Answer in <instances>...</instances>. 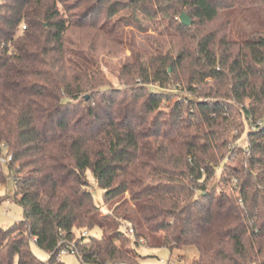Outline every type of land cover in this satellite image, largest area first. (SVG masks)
I'll return each mask as SVG.
<instances>
[{
	"label": "trees",
	"instance_id": "16d2710c",
	"mask_svg": "<svg viewBox=\"0 0 264 264\" xmlns=\"http://www.w3.org/2000/svg\"><path fill=\"white\" fill-rule=\"evenodd\" d=\"M144 22L178 53L139 49ZM126 48L113 86L106 57ZM5 150L0 204L23 218L0 227V264H66L68 246L81 264H139L141 240L264 264V0H1V183Z\"/></svg>",
	"mask_w": 264,
	"mask_h": 264
},
{
	"label": "rangeland",
	"instance_id": "374dc122",
	"mask_svg": "<svg viewBox=\"0 0 264 264\" xmlns=\"http://www.w3.org/2000/svg\"><path fill=\"white\" fill-rule=\"evenodd\" d=\"M1 2V0H0ZM181 20L179 19V22ZM144 28H131L133 30V41L136 43L139 49L152 51L155 46L159 45V42L165 47V53L171 52V54L176 55L178 53V42L174 40V37H169L168 33L174 34V32L170 31L166 28L165 24L163 26H158V30L156 29V23L144 22ZM163 33V34H160ZM126 48L124 52L116 55H110L106 57L108 65L111 69H104L107 79L113 86H121L122 83L119 81L118 71L122 67V65L129 61L131 58V51ZM155 88V87H154ZM246 137L240 143H245ZM5 151L1 155L3 157ZM6 158V156L4 157ZM4 172L6 176V181L4 183L0 182V196H13L15 193V184L14 180L10 175L8 170V166L6 163L3 164ZM89 177L94 184L92 175L89 173ZM93 193L94 202L102 206L103 204V191L97 185H94L91 189ZM23 218V209L19 206L14 200H4L0 204V227L8 228L13 225L16 221H19ZM88 232L89 236L101 237L102 231L99 228H95L92 230L82 229L80 231H76V237H81L84 233ZM132 237L133 233L129 232ZM140 245L137 246V252L142 257H139V264H192L193 258L197 255V249L193 246H188L182 249H173L167 247H148L143 240L140 241ZM32 250L35 255L42 259L46 260L48 258V253L39 249L37 245L32 242L31 243ZM61 261L66 264H81L79 259L75 254H66L60 256Z\"/></svg>",
	"mask_w": 264,
	"mask_h": 264
},
{
	"label": "built area",
	"instance_id": "2783aa9c",
	"mask_svg": "<svg viewBox=\"0 0 264 264\" xmlns=\"http://www.w3.org/2000/svg\"><path fill=\"white\" fill-rule=\"evenodd\" d=\"M25 28V26H24ZM5 155L3 157H1V161L2 163H6L8 164L11 160V157L7 154L6 150H5ZM6 156V158H4ZM86 231V230H85ZM129 232L133 233V229H129ZM84 234L82 236H87L88 235V232H83ZM76 253V250L74 248V246H68V247H64L62 249V251L60 252V256L61 255H66V254H75Z\"/></svg>",
	"mask_w": 264,
	"mask_h": 264
},
{
	"label": "water",
	"instance_id": "95a60500",
	"mask_svg": "<svg viewBox=\"0 0 264 264\" xmlns=\"http://www.w3.org/2000/svg\"><path fill=\"white\" fill-rule=\"evenodd\" d=\"M180 20H181V23H182L183 25H185V26H191V24H192V20H191V18H190L189 15H187L186 13H183V14L181 15ZM87 99H88V97H87Z\"/></svg>",
	"mask_w": 264,
	"mask_h": 264
}]
</instances>
